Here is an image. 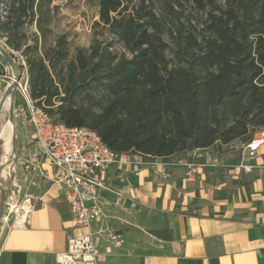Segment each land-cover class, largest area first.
<instances>
[{"label":"trees","instance_id":"16d2710c","mask_svg":"<svg viewBox=\"0 0 264 264\" xmlns=\"http://www.w3.org/2000/svg\"><path fill=\"white\" fill-rule=\"evenodd\" d=\"M53 2L0 0V40L57 122L163 159L264 128V0H89L99 20L74 59L66 34L51 40Z\"/></svg>","mask_w":264,"mask_h":264},{"label":"crops","instance_id":"0c3cea01","mask_svg":"<svg viewBox=\"0 0 264 264\" xmlns=\"http://www.w3.org/2000/svg\"><path fill=\"white\" fill-rule=\"evenodd\" d=\"M244 144L217 145L223 157L210 159L217 166L198 177L182 166L192 154L172 157L169 168L144 169L140 176L112 168L109 178L124 193L123 206L137 207L113 213L108 225L126 244L113 248L102 242L97 264H264V146L247 174L233 168ZM32 192L38 197L35 209L24 228L4 236L0 264H58L78 233L60 185L42 180Z\"/></svg>","mask_w":264,"mask_h":264},{"label":"built area","instance_id":"2783aa9c","mask_svg":"<svg viewBox=\"0 0 264 264\" xmlns=\"http://www.w3.org/2000/svg\"><path fill=\"white\" fill-rule=\"evenodd\" d=\"M17 90L23 99L16 111L24 131L23 147L18 156L25 183L19 187L22 199H15L11 206L15 213L13 228L26 226L38 200L32 190L42 180L60 185L78 233L70 239L68 252L58 256V264H97L102 242L113 248L126 244L122 234L108 225L114 218L113 213L117 209L129 211L137 207L136 203L129 208L123 206L125 195L114 186L109 171L112 168L130 169L140 176L144 169L169 168L172 165L170 158L115 152L95 131L69 128L38 107L31 98L29 78L18 84ZM263 146L264 128L255 131L251 140L242 146L240 161L233 168L252 173L256 166L251 161L258 157ZM198 152L182 164L192 177L217 166L204 161ZM47 165L51 172L46 169ZM96 224H101V228L95 230Z\"/></svg>","mask_w":264,"mask_h":264},{"label":"rangeland","instance_id":"374dc122","mask_svg":"<svg viewBox=\"0 0 264 264\" xmlns=\"http://www.w3.org/2000/svg\"><path fill=\"white\" fill-rule=\"evenodd\" d=\"M51 9L53 10V36L51 40L54 41L59 36L66 34L69 40L71 59L75 58L79 49H89L94 39V23L99 20L97 8L89 0H54ZM185 11V15L189 18H200L202 16V14H196L189 5H187ZM5 46V40H0V48ZM118 50L121 49L118 47ZM12 54L14 58L10 62L5 61V58L0 53V89L4 91L2 101L15 78L18 79L19 84L25 83L28 78L27 64L22 55L15 52H12ZM10 97L15 105L13 114L10 108L8 110L3 108L0 115V248L4 236L13 228L15 213H13L11 206L14 205L15 199L19 201L22 199L19 187L25 183L22 176L23 173L20 170L21 165L19 164L18 156L23 147V133L16 111L18 105L23 103V99L18 90H16L14 97L13 95H10ZM12 116L14 119L13 144L11 151L7 152L5 139L3 140L1 136L6 128L9 127ZM14 147H16V150ZM214 148L202 153L203 155L201 156L204 161L208 162L210 159L216 158V156L223 157L224 153H220L221 147L215 146ZM234 150L236 158L238 148ZM9 167H12L13 170L9 169Z\"/></svg>","mask_w":264,"mask_h":264},{"label":"bare ground","instance_id":"6f19581e","mask_svg":"<svg viewBox=\"0 0 264 264\" xmlns=\"http://www.w3.org/2000/svg\"><path fill=\"white\" fill-rule=\"evenodd\" d=\"M10 95H13L12 92H9L7 97L2 101V103H1L2 110H3V108L5 110H8L9 108L11 109L12 99H11ZM13 124H14V119L12 118L10 120L9 127L6 128V130L4 131L3 135L1 136V138H3V140L5 139L4 142H5V145H6V151L7 152L11 151V146L13 144V135H14V125ZM14 149L16 150V147H14ZM14 164H15V162H14ZM9 169L13 170L12 167H9Z\"/></svg>","mask_w":264,"mask_h":264},{"label":"water","instance_id":"95a60500","mask_svg":"<svg viewBox=\"0 0 264 264\" xmlns=\"http://www.w3.org/2000/svg\"><path fill=\"white\" fill-rule=\"evenodd\" d=\"M0 53L3 55V57L5 58V60L7 61H12V58L2 49L0 48ZM16 68V66H15ZM18 79L15 78V80L13 81V83L11 84V86L9 87V89L7 90V93H6V96L8 95L9 92H12L13 94V97L15 95V92L17 90V87H18ZM6 96L4 97V99L6 98ZM14 108H15V105H14V102L12 100V106H11V113L13 114V111H14ZM2 113V106L0 107V115ZM13 118V116L11 117V119Z\"/></svg>","mask_w":264,"mask_h":264}]
</instances>
